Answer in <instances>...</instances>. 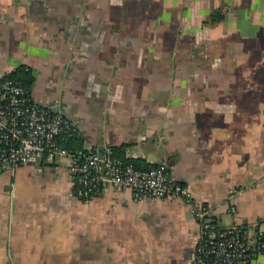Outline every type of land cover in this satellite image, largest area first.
Returning <instances> with one entry per match:
<instances>
[{
	"label": "crops",
	"instance_id": "0c3cea01",
	"mask_svg": "<svg viewBox=\"0 0 264 264\" xmlns=\"http://www.w3.org/2000/svg\"><path fill=\"white\" fill-rule=\"evenodd\" d=\"M20 68L83 150L167 163L221 226L264 235V0H0V78ZM70 163L0 172V264H193L184 201L86 203Z\"/></svg>",
	"mask_w": 264,
	"mask_h": 264
},
{
	"label": "built area",
	"instance_id": "2783aa9c",
	"mask_svg": "<svg viewBox=\"0 0 264 264\" xmlns=\"http://www.w3.org/2000/svg\"><path fill=\"white\" fill-rule=\"evenodd\" d=\"M75 133L71 118L35 102L21 81L0 78V172L70 157L75 195L86 203L103 187L132 190L138 201H184L200 225L193 264H260L264 235L252 237L248 227L239 224L221 226L207 206L192 199L190 188L172 176L167 163L137 168L116 159L110 147L73 152L62 138Z\"/></svg>",
	"mask_w": 264,
	"mask_h": 264
},
{
	"label": "trees",
	"instance_id": "16d2710c",
	"mask_svg": "<svg viewBox=\"0 0 264 264\" xmlns=\"http://www.w3.org/2000/svg\"><path fill=\"white\" fill-rule=\"evenodd\" d=\"M5 78H10V79H15V80L21 81L26 86V88L28 90H30L32 79H33L30 71L25 69V68H20L16 72L7 75ZM75 136H76V133L72 137H66L64 139L62 138V144L67 149H69L70 151H73V152L78 151V150H83L81 145H78L77 141L73 140V139H75ZM115 158L120 159V161H122L125 164H132L135 167L141 168V169H148L150 167H154V166H149V165L143 164L140 161H133L130 159H125L122 156H118V157L115 156Z\"/></svg>",
	"mask_w": 264,
	"mask_h": 264
},
{
	"label": "water",
	"instance_id": "95a60500",
	"mask_svg": "<svg viewBox=\"0 0 264 264\" xmlns=\"http://www.w3.org/2000/svg\"><path fill=\"white\" fill-rule=\"evenodd\" d=\"M57 111H60V109L59 108H55Z\"/></svg>",
	"mask_w": 264,
	"mask_h": 264
}]
</instances>
